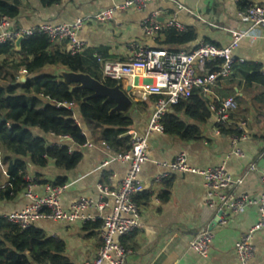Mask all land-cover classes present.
Masks as SVG:
<instances>
[{
	"label": "crops",
	"instance_id": "0c3cea01",
	"mask_svg": "<svg viewBox=\"0 0 264 264\" xmlns=\"http://www.w3.org/2000/svg\"><path fill=\"white\" fill-rule=\"evenodd\" d=\"M125 1L55 0L51 5H43L40 0H19V14L11 27L29 29L83 21L77 37L85 45L84 55L88 66L91 64L90 57L95 55L104 61L125 63L137 48L188 52L200 43L223 48L231 43L233 37L230 32L235 31L247 36L232 52L235 62L258 66L264 71V29L251 31V26L239 16L237 0H174L183 10H177L173 3L160 0L148 3L141 10H117L109 20L96 18L104 10L122 5ZM252 5L264 8V0H255ZM153 14L157 15L156 21L160 25L174 16L183 27V32L192 34L193 39L188 43L165 45V30L156 37H147L143 32V23ZM3 60L0 58V61ZM98 69L102 77L100 67ZM54 70L44 68L43 72L52 74ZM26 78L15 84H23ZM123 81V89H131L128 95L132 101L127 111L132 124L124 136L129 138L131 133L142 136L146 133L155 97L141 100L140 82ZM194 93L207 102L208 110L211 105L233 98L238 109L230 114L224 130L232 135L239 133L240 137L232 145V135L216 134L218 127L212 114L206 123L195 124L185 119L182 112L178 116L185 123L198 127L199 140L184 141L163 133L149 134L147 161L138 175L143 191L134 198L138 207V227L130 235L115 239L131 252L125 264H239L234 244L258 222L257 209L248 207L231 215L224 226L213 224L212 212L205 206L202 178L191 173H170L161 164L168 165L178 155L184 154L190 169L204 171L223 165L232 177L242 175L249 165H254L255 171L249 172L243 185L231 190L229 195L239 197L246 194L250 198H257L263 191L260 178L264 173V86H247L232 70L229 78L218 81L207 94L200 90ZM171 113L172 109L168 111V114ZM239 125H243L242 131H237ZM33 132L45 138L38 130ZM47 141L62 143L57 138L50 140L47 137ZM91 145L77 149L80 161L72 170H63L52 161L47 162L44 168H36L28 163L25 179L30 183L32 194L42 196L47 184L53 185L63 180L65 191L60 196L59 206L63 212H69L80 198L98 201L99 185L117 190L126 177L127 165L117 162L116 153L104 145ZM233 149L240 150L243 157L229 156ZM5 156L0 145V189L6 185ZM105 201L108 206L103 211L87 209L75 222L40 221L34 226L41 229L46 237L62 241L64 254L72 264H90L101 243L99 229L83 228L85 224L101 222L112 213L113 199L105 198ZM30 203L23 190L13 200L0 202V216L18 213ZM202 229H207L213 236L205 258L188 249L189 240ZM252 243L254 256L249 264H264V231L256 232Z\"/></svg>",
	"mask_w": 264,
	"mask_h": 264
},
{
	"label": "built area",
	"instance_id": "2783aa9c",
	"mask_svg": "<svg viewBox=\"0 0 264 264\" xmlns=\"http://www.w3.org/2000/svg\"><path fill=\"white\" fill-rule=\"evenodd\" d=\"M153 1L160 0H126L122 5L104 10L96 18L100 21L109 20L113 12L117 10L129 8L141 10ZM162 1L173 3L177 10H183V7L176 4L174 0ZM239 16L251 26V31L264 29L263 7L252 5L245 12H240ZM156 18L157 15L153 14V17L143 23V32L149 38L156 37L166 29L183 31V27L175 20L174 16H171L162 25L157 23ZM82 23L83 21L77 20L68 25H41L29 29H13L11 27L12 20L3 17L0 18V45L14 42L20 37L26 38L38 34L47 37L52 45L65 43L66 51L70 55H80L85 49L84 43L77 37ZM230 33L233 39L228 46L223 48L207 43H200L188 52L137 48L125 63L104 61L95 55L103 79L139 81V98L145 100L148 97H155L154 109L146 133L142 136H137L134 133L129 134L128 150L115 155L117 162L127 165L126 177L115 191L97 186V191L100 194L98 201L80 198L69 212H63L59 206L60 196L65 191V185L47 184L44 187L43 195L37 197L32 194L30 183L26 180L28 185L24 192L26 198L31 201L30 205L18 213L8 214L2 218L20 230H27L40 221L72 223L81 219L82 212L87 209L94 208L99 212L103 211L108 206L105 198H112L114 208L112 213L101 221L99 227L101 243L90 264H125V260L131 252L115 239L130 235L138 227V207L134 198L143 191L138 175L142 165L147 161V138L151 133H163L161 125L163 116L168 114V111L180 101L187 100L193 91L200 90L203 94H207L218 81L230 77L235 63L232 52L240 41L247 39L245 34L235 31ZM24 77H27V72L21 69L15 76V83L21 82ZM61 106L70 108L72 105L62 103ZM237 109L238 104L233 98H226L218 105L209 106V111L218 127L217 135L221 134L220 129L227 127L230 114ZM242 126L239 125L236 128L237 131H242ZM237 138L231 137L232 145L238 140ZM57 139H60L62 143H72L68 136ZM62 143L54 145L60 147ZM84 146L91 147L92 145L86 143ZM71 152V148L68 149V153ZM230 155L243 157L238 149H233L229 153ZM161 166L170 173H191L202 178L205 187V206L212 212V220L216 225H226L231 215L239 213L244 208L255 207L257 209L258 222L234 244V252L239 264H249L254 256L253 236L256 232L264 231V173L260 178L263 191L253 199L246 194L232 197L229 193L234 188L243 185L246 175L255 171L254 165H249L242 175L236 177L230 176L223 165L204 171L190 169L186 165L184 154L178 155L172 163L168 165L164 163ZM212 239L211 232L202 229L189 240L188 249L205 258Z\"/></svg>",
	"mask_w": 264,
	"mask_h": 264
},
{
	"label": "trees",
	"instance_id": "16d2710c",
	"mask_svg": "<svg viewBox=\"0 0 264 264\" xmlns=\"http://www.w3.org/2000/svg\"><path fill=\"white\" fill-rule=\"evenodd\" d=\"M40 1L43 5H51L55 0ZM254 1L237 0L239 11L245 12ZM19 8V0H0V18L15 20ZM164 37L165 45L188 43L193 39L189 32L176 29H166ZM65 45H52L47 37L38 34L23 38L18 51L14 42L0 45V58L4 59L0 61V145L7 162L6 185L0 189V202L13 200L25 190L28 185L25 179L28 163L36 168H44L47 162L52 161L57 167L68 171L78 165L80 153L77 149L86 143L104 145L116 154L129 148V138L124 135L132 123L127 112L110 114L114 103L100 98L83 102L90 95L89 92L72 91V86L64 85L52 74L43 72L44 68H63L87 74L110 88L116 85L123 88L124 81L100 77V66L95 57H90L91 64L88 66L84 52L72 56ZM21 69L27 72V78L23 84H15L13 76ZM232 70L239 74L245 85L264 86V71L260 67L235 62ZM9 81L13 84H9ZM62 103L72 106L66 108L61 106ZM172 110L173 113L166 114L161 120L163 134L184 141L199 140L198 127L188 125L178 114L182 112L185 119L195 124L206 123L211 117L207 102L193 91L187 100L180 101ZM33 130H38L46 139L36 136ZM220 132L232 135L224 129H220ZM65 136L72 140L74 148L71 153H68L69 144L57 147L47 141V137L54 140ZM232 136L239 138L240 134ZM61 185H64L63 180L53 184ZM100 226L101 222H95L85 224L83 229L97 230ZM0 264L72 263L64 254L62 241L46 237L36 226L20 230L0 217Z\"/></svg>",
	"mask_w": 264,
	"mask_h": 264
},
{
	"label": "water",
	"instance_id": "95a60500",
	"mask_svg": "<svg viewBox=\"0 0 264 264\" xmlns=\"http://www.w3.org/2000/svg\"><path fill=\"white\" fill-rule=\"evenodd\" d=\"M22 40L23 38L20 37L14 41L16 51L19 50V45ZM52 76L58 79L62 84L72 86V91L83 90L89 92L90 95L83 99V102L96 98L113 102L115 106L110 111V114H124L130 109L132 105V101L128 95L131 90L129 87H127L125 90L121 88L120 85L110 88L105 86L103 83L91 78L87 74L74 73L63 68L55 69L52 73Z\"/></svg>",
	"mask_w": 264,
	"mask_h": 264
},
{
	"label": "bare ground",
	"instance_id": "6f19581e",
	"mask_svg": "<svg viewBox=\"0 0 264 264\" xmlns=\"http://www.w3.org/2000/svg\"><path fill=\"white\" fill-rule=\"evenodd\" d=\"M65 143H66V142H65ZM67 143H69V142H67ZM69 145H70L71 151H73V150H72V147H74L73 144H72V143H69ZM116 155H117V154H116ZM99 186H100V185H99ZM102 187H104V186H102ZM109 190H110V189H109ZM112 191H113V190H112ZM97 192H98V191H97ZM99 196H100V194H99ZM90 200H91V199H90ZM213 224H214V223H213ZM215 225H216V224H215Z\"/></svg>",
	"mask_w": 264,
	"mask_h": 264
},
{
	"label": "rangeland",
	"instance_id": "374dc122",
	"mask_svg": "<svg viewBox=\"0 0 264 264\" xmlns=\"http://www.w3.org/2000/svg\"><path fill=\"white\" fill-rule=\"evenodd\" d=\"M17 75V73L16 74H14V76H13V79H15L14 77ZM8 80V79H7ZM9 84H13V82H10L9 81ZM15 85V84H14Z\"/></svg>",
	"mask_w": 264,
	"mask_h": 264
}]
</instances>
